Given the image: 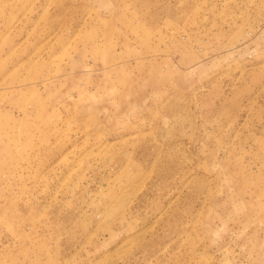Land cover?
<instances>
[{
	"label": "rangeland",
	"instance_id": "1",
	"mask_svg": "<svg viewBox=\"0 0 264 264\" xmlns=\"http://www.w3.org/2000/svg\"><path fill=\"white\" fill-rule=\"evenodd\" d=\"M0 264H264V0H0Z\"/></svg>",
	"mask_w": 264,
	"mask_h": 264
}]
</instances>
